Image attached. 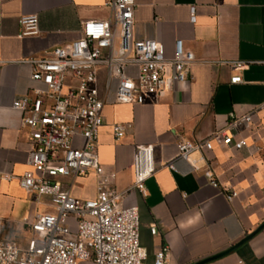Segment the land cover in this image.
Wrapping results in <instances>:
<instances>
[{"label":"crops","instance_id":"1","mask_svg":"<svg viewBox=\"0 0 264 264\" xmlns=\"http://www.w3.org/2000/svg\"><path fill=\"white\" fill-rule=\"evenodd\" d=\"M109 0H0V220L2 237L22 241L24 221L49 211L45 199L29 200L17 177L30 170V133L20 126L12 102L41 87L30 80L31 60L50 57L53 50L80 38L85 21L110 17ZM135 39L161 43L167 56L176 39L194 56L192 80L177 85L159 99L142 105L106 103L97 135V157L110 187L119 191L133 182V154L139 147L153 151L155 174L145 182L146 196L130 191L122 206H136L144 264L167 246L165 264H195L224 252L264 223V110L258 111L249 145L260 152L228 147L195 152L180 159L176 141L203 140L226 126L229 116H242L264 104V0H134ZM191 9L195 21L191 22ZM38 17L39 34L20 36L19 18ZM243 63L242 69L232 64ZM233 76L241 82L231 84ZM100 95L111 100L114 84ZM126 127L116 140L113 126ZM129 126V127H128ZM173 165V170L167 168ZM196 168L195 171L193 169ZM209 171L217 188L204 174ZM12 179L6 180L5 176ZM78 199L96 196L97 177L90 172L75 180L62 179ZM237 194L231 201L225 195ZM156 234H150V228ZM205 264H264V227L232 253Z\"/></svg>","mask_w":264,"mask_h":264},{"label":"built area","instance_id":"2","mask_svg":"<svg viewBox=\"0 0 264 264\" xmlns=\"http://www.w3.org/2000/svg\"><path fill=\"white\" fill-rule=\"evenodd\" d=\"M106 6L110 10L107 20L82 22L79 39L56 47L50 57L30 61V80L41 87L32 90L33 98L24 96L12 102L20 126L30 133V170L17 177L18 185L29 200L45 199L50 210L24 221L27 236L22 241L3 238L0 220V264H144L146 260L139 240L138 208L121 204L130 191L146 196L144 184L156 172L153 151L137 148L132 184L122 191L111 188L114 176L104 173L97 157L102 109L106 103H149L177 85L189 84L194 56L180 39L174 41L170 56L155 40L135 39L134 0H109ZM19 25L22 38L39 34L36 15L21 16ZM232 65L244 67L241 62ZM101 71L104 89L109 91L114 84L111 100L100 95ZM240 82V76L230 79L231 84ZM261 110L264 104L242 116L231 114L225 127L203 140L176 141L178 157L189 161L193 153L209 152L214 145L259 153L260 147L249 145L240 133L252 129ZM125 129L122 124L113 126L116 140L124 136ZM167 168L173 170V165ZM90 172L97 177L93 199H78L65 189L62 179L75 180ZM204 177L217 188L209 171ZM236 196L235 192L225 195L228 201ZM150 234H156L155 227ZM167 253V246L161 248L153 264H165Z\"/></svg>","mask_w":264,"mask_h":264},{"label":"water","instance_id":"3","mask_svg":"<svg viewBox=\"0 0 264 264\" xmlns=\"http://www.w3.org/2000/svg\"><path fill=\"white\" fill-rule=\"evenodd\" d=\"M264 227V223L261 224L254 232H252L251 234L247 235L244 239H242L240 242H238L237 244H235L234 246H232L231 248H229L228 250L221 252L220 254H217L211 258H207L205 260H202L200 262H197L195 264H205L209 261L221 258L223 256H226L230 253H232L233 251H235L236 249H238L241 245H243L244 243H246L247 241H249L255 234H257L262 228Z\"/></svg>","mask_w":264,"mask_h":264}]
</instances>
